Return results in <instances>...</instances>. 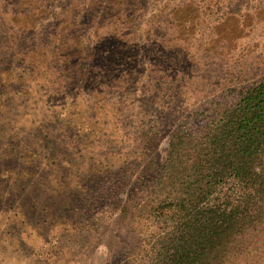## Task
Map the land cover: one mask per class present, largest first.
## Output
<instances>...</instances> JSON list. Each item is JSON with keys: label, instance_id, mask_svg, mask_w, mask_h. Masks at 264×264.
I'll list each match as a JSON object with an SVG mask.
<instances>
[{"label": "rangeland", "instance_id": "obj_1", "mask_svg": "<svg viewBox=\"0 0 264 264\" xmlns=\"http://www.w3.org/2000/svg\"><path fill=\"white\" fill-rule=\"evenodd\" d=\"M260 82L264 0H0V264H143L171 132Z\"/></svg>", "mask_w": 264, "mask_h": 264}, {"label": "trees", "instance_id": "obj_2", "mask_svg": "<svg viewBox=\"0 0 264 264\" xmlns=\"http://www.w3.org/2000/svg\"><path fill=\"white\" fill-rule=\"evenodd\" d=\"M235 91L194 106L171 132L143 264H264V82Z\"/></svg>", "mask_w": 264, "mask_h": 264}]
</instances>
